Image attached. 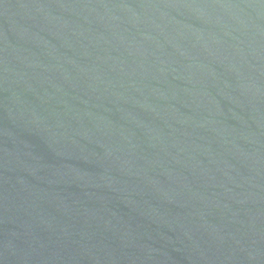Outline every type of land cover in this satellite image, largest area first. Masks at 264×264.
I'll list each match as a JSON object with an SVG mask.
<instances>
[{
  "label": "water",
  "instance_id": "95a60500",
  "mask_svg": "<svg viewBox=\"0 0 264 264\" xmlns=\"http://www.w3.org/2000/svg\"><path fill=\"white\" fill-rule=\"evenodd\" d=\"M0 264H264V0H0Z\"/></svg>",
  "mask_w": 264,
  "mask_h": 264
}]
</instances>
